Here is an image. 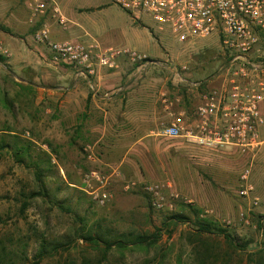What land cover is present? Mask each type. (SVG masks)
<instances>
[{
    "label": "rangeland",
    "instance_id": "374dc122",
    "mask_svg": "<svg viewBox=\"0 0 264 264\" xmlns=\"http://www.w3.org/2000/svg\"><path fill=\"white\" fill-rule=\"evenodd\" d=\"M29 1L0 0V46L7 49V53L0 52L4 56L0 62V140L6 145L0 149V247L20 262L25 257L33 262L41 240H46L51 253L37 264H257L247 261V254L261 247L258 225H264V142L253 154H242L234 147L198 148L203 151L201 159V155L193 157L188 142L160 136L168 124L161 123L155 137L144 141L149 145V166L138 157H123L120 147L90 151L86 140L76 134L74 120L65 122L58 108L59 86H73V80L60 76L73 69L51 63L46 47L39 50L36 44L25 43L31 41V35L25 37ZM56 3L69 22L66 30L55 25L56 40L127 47L145 54L149 63H128L126 72L146 68L155 76L158 91L173 92L170 98L181 96V102L191 106L203 90L218 84L215 72L224 61L215 35L183 48L168 26H160L145 14L134 19L113 0ZM192 81H202L203 87H192ZM128 82L138 86L133 78ZM119 93L127 96L124 90ZM28 141L29 152L23 154L22 162L16 161L15 149ZM160 142L166 152L159 156L155 147ZM174 156L176 168L170 165ZM36 164L42 173L40 180L35 177ZM249 165L253 195L259 199L256 205L251 197L237 193L240 173ZM114 169L120 174L113 178L112 196L103 205L73 185L90 170L110 173ZM145 183H158L173 208L152 206L143 190ZM174 213L190 219H170ZM197 218L226 228L235 237L234 243L247 246L234 247L220 234L198 233ZM87 230L110 237L148 235L155 241L129 242L125 248L104 251L102 244L81 237Z\"/></svg>",
    "mask_w": 264,
    "mask_h": 264
},
{
    "label": "built area",
    "instance_id": "2783aa9c",
    "mask_svg": "<svg viewBox=\"0 0 264 264\" xmlns=\"http://www.w3.org/2000/svg\"><path fill=\"white\" fill-rule=\"evenodd\" d=\"M113 1L134 19L145 14L160 26H168L183 48L210 36L218 38L224 61L215 72L218 84L201 92L191 115L172 114V121L161 128L159 135L185 139L205 149L234 147L242 154H253L264 142L260 137L264 127V0ZM28 7L29 21L48 13L59 25L64 26L67 21L56 0H30ZM32 39L46 46L51 63L68 66L83 78L95 75L98 68L116 67L119 58L139 65L151 61L127 47L100 48L73 40H53L44 21L33 32ZM0 52L7 53V49L0 46ZM190 84L196 89L203 87L202 81ZM250 173V165L241 171L237 193L251 197L256 205L259 199L253 195ZM119 174L117 169L110 173L90 170L73 185L103 205L110 200L109 186ZM143 190L151 197L152 206L173 208V202L168 201L158 183H145Z\"/></svg>",
    "mask_w": 264,
    "mask_h": 264
},
{
    "label": "crops",
    "instance_id": "0c3cea01",
    "mask_svg": "<svg viewBox=\"0 0 264 264\" xmlns=\"http://www.w3.org/2000/svg\"><path fill=\"white\" fill-rule=\"evenodd\" d=\"M62 15L66 18L63 13ZM43 21L48 24L50 37L53 40H56L58 35V30L54 29L56 24L62 30L69 27L68 19L62 26L49 13L44 17L35 19L34 22L27 21L28 34L25 37L31 35V41L22 40L27 44H36L35 46L39 50L46 46L42 43H35L31 31L33 28L39 27ZM89 44L102 48L98 43ZM128 63L131 64L126 59L119 58L116 67L98 68L95 75L89 78L76 76L73 70L64 72L60 77H63V80H73V86L65 84L59 86L58 108L62 112L65 122L70 119L74 120L76 134L79 135L81 141L82 139L86 140L90 151L95 147L97 150H106V152L120 147L123 151V157L128 159L138 157L146 166H149V162H147L149 145L144 142L145 139L155 137L156 130L161 123L172 121V114L183 112L185 116L186 114L191 115L200 99L189 106L181 102V96L174 95L173 98H170V94L173 92L165 88L158 91L157 87L154 86L155 76L151 74V71L145 68L141 71L137 69L127 73L125 67ZM131 78L137 80L138 86L133 87L131 82L127 84ZM123 79H125L124 86L120 85ZM121 90L126 91L127 96L121 97V93H119ZM262 132L263 129L260 134ZM179 140L190 144L188 149L193 151V157L201 155V159H204L203 151L199 150L202 147L185 139ZM155 152L159 156L166 152L165 148L161 146V142L155 147ZM205 158H208V155ZM129 161L131 162V160ZM176 161L175 156L172 161L170 158V165L173 168L177 166ZM196 196L201 197L199 194ZM187 198L189 201L193 200L192 196Z\"/></svg>",
    "mask_w": 264,
    "mask_h": 264
},
{
    "label": "trees",
    "instance_id": "16d2710c",
    "mask_svg": "<svg viewBox=\"0 0 264 264\" xmlns=\"http://www.w3.org/2000/svg\"><path fill=\"white\" fill-rule=\"evenodd\" d=\"M4 60V56L0 53V62ZM31 143L28 141L26 145H22L20 147H17L15 149L14 155L16 158V161L22 162L23 154H26L29 152ZM6 145L3 143V140H0V149L4 148ZM49 159V158H48ZM46 162H49V160L46 159ZM38 164H36V171H35V177L37 180L41 179V170L38 169ZM42 187V186H41ZM41 191H37V194H40ZM170 219H175L177 221L185 222L190 219V217L184 215L183 213H174L172 216H170ZM195 227L198 233H216L220 234L224 237V239L234 247H240L241 249H244L247 246V243L243 244H237L234 243V236L226 229L222 228L211 221H208L206 219H195ZM259 228H262V239H261V247L258 249L255 253H248L247 254V261L255 260L257 264H263L262 263V255H264V225L259 224ZM81 237L89 242L94 244H102V247L104 251H108L114 246L116 248L122 249L127 246L129 242H131L134 245L139 244H151L155 240L151 236L146 235H134L129 233H120L116 237H110L105 236L102 233H92L90 230L85 231V233L81 234ZM235 244V245H234ZM59 245H53V249L56 250V248ZM48 241L41 240L40 246L38 248V251L35 253L33 258L35 259L33 262H27V257H25L21 262L20 260L16 259L12 254L7 251L4 247H0V264H37L38 261L42 260L43 258L49 256L51 252H49L48 249ZM87 264V263H83ZM198 264H206V261H202Z\"/></svg>",
    "mask_w": 264,
    "mask_h": 264
}]
</instances>
